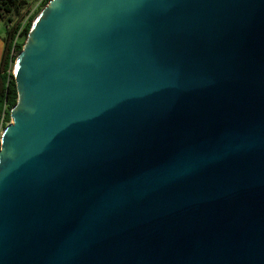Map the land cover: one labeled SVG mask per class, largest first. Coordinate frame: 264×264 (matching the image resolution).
Returning a JSON list of instances; mask_svg holds the SVG:
<instances>
[{
    "label": "water",
    "instance_id": "water-1",
    "mask_svg": "<svg viewBox=\"0 0 264 264\" xmlns=\"http://www.w3.org/2000/svg\"><path fill=\"white\" fill-rule=\"evenodd\" d=\"M13 76L0 264H264V0H49Z\"/></svg>",
    "mask_w": 264,
    "mask_h": 264
},
{
    "label": "trees",
    "instance_id": "trees-1",
    "mask_svg": "<svg viewBox=\"0 0 264 264\" xmlns=\"http://www.w3.org/2000/svg\"><path fill=\"white\" fill-rule=\"evenodd\" d=\"M49 0H40L34 12H30L33 0H0V20L5 26L4 52L0 65V136L3 128L11 121V109L18 99L13 76V65L23 48L33 19ZM28 15L27 20H24ZM22 37L19 41L18 38Z\"/></svg>",
    "mask_w": 264,
    "mask_h": 264
},
{
    "label": "crops",
    "instance_id": "crops-1",
    "mask_svg": "<svg viewBox=\"0 0 264 264\" xmlns=\"http://www.w3.org/2000/svg\"><path fill=\"white\" fill-rule=\"evenodd\" d=\"M4 36H5V29L3 30L2 26L0 24V65H1L2 56H3V52H4V47H5Z\"/></svg>",
    "mask_w": 264,
    "mask_h": 264
},
{
    "label": "rangeland",
    "instance_id": "rangeland-1",
    "mask_svg": "<svg viewBox=\"0 0 264 264\" xmlns=\"http://www.w3.org/2000/svg\"><path fill=\"white\" fill-rule=\"evenodd\" d=\"M40 0H33L32 2V8H31V11L30 12H34L38 6V3H39ZM29 13L25 16L24 20H27V17H28ZM0 20V24L2 26V29L4 30L5 29V26H4V23ZM19 41L22 40V37L18 38ZM2 133V132H1Z\"/></svg>",
    "mask_w": 264,
    "mask_h": 264
}]
</instances>
